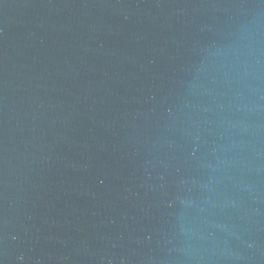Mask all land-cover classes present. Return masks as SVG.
Returning a JSON list of instances; mask_svg holds the SVG:
<instances>
[{
	"label": "water",
	"instance_id": "1",
	"mask_svg": "<svg viewBox=\"0 0 264 264\" xmlns=\"http://www.w3.org/2000/svg\"><path fill=\"white\" fill-rule=\"evenodd\" d=\"M0 264H264V0H0Z\"/></svg>",
	"mask_w": 264,
	"mask_h": 264
}]
</instances>
